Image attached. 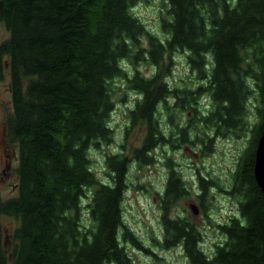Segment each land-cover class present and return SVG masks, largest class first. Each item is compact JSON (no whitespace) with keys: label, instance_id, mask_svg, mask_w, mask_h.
Masks as SVG:
<instances>
[{"label":"trees","instance_id":"trees-1","mask_svg":"<svg viewBox=\"0 0 264 264\" xmlns=\"http://www.w3.org/2000/svg\"><path fill=\"white\" fill-rule=\"evenodd\" d=\"M136 1L0 0L7 30L0 39V80L8 74L11 98L3 133L17 160L16 193L2 197L0 191V264H134L124 242L152 253L123 218L127 174L132 162L153 164L161 145L199 142L207 149V134L194 129L197 121L206 133L213 130L210 140L248 129L227 190L236 195L237 212L217 224L224 238L206 252L197 225L173 215L174 204L190 191L168 160L159 196L161 244L182 243L190 264H264V200L253 172L264 118V0H167L160 23L165 38L133 14ZM180 49L188 51L200 80L195 86L165 78ZM124 58L133 66L148 59L155 69L145 75L134 67L128 74ZM117 77L138 94L125 138L136 125L144 133L128 153L106 154L102 181L91 169L89 150L113 138L111 84ZM250 95L258 104L248 126ZM159 106L167 112L166 133ZM176 109L192 112L187 123L176 119ZM198 183L200 205L209 183L223 189L201 175ZM3 215L15 220L11 234L4 232Z\"/></svg>","mask_w":264,"mask_h":264},{"label":"rangeland","instance_id":"rangeland-1","mask_svg":"<svg viewBox=\"0 0 264 264\" xmlns=\"http://www.w3.org/2000/svg\"><path fill=\"white\" fill-rule=\"evenodd\" d=\"M168 7L167 0H137L131 11L143 22L149 32L165 38L167 34L161 29L160 23L161 18L167 16ZM6 36L7 30L0 23V39ZM172 54V61L169 63L167 70L168 75L165 77L168 83L178 86H184L185 84L195 86L198 84L200 80L197 79L195 71L191 70L187 61L188 51L180 49ZM165 63L167 62L165 61ZM121 64L128 74L134 70V67L145 75L151 74L155 69V65L148 59L133 66L127 58H124L121 60ZM8 82L9 77L6 73L5 77L0 80V191L2 197H8L16 193V153L15 149L10 147L4 139L3 133L5 116L11 112ZM111 87L114 109L111 112L109 124L113 130V138L108 144H102L99 147L93 146L89 150L91 169L102 181H106L108 177L105 165L106 154L121 151L128 153L133 146L139 145L144 133L143 127L136 125L127 130L128 134L125 138L126 128L130 126L129 110L133 108L138 94L125 85V79L122 77L115 78ZM201 101L206 105L208 99L203 96ZM255 104L257 105L258 102L250 95L246 102L247 112L245 114L248 126L254 123L256 119ZM204 105L202 106L203 111L207 108ZM172 112L176 119L182 123H187L192 113L180 109ZM204 114L206 113L201 112V115ZM158 118L166 133L169 130L166 124L168 122L167 112L161 106H159ZM193 125L194 129L195 126L198 127L197 131L200 134H207L206 137H203L205 141L203 147L204 145L208 146L204 151H202V145L199 142L182 144L176 148H172L169 144L161 145L153 150L155 158L153 164L137 167L135 162L131 163L127 174V180L130 181V184L126 188L122 199L123 218L143 245L151 247L152 252L147 253L130 242H124V246L131 255L134 264H190L182 243L168 248L163 247L161 244L163 229L160 220L159 196L167 181L168 168L166 163L168 160L179 171L181 178L190 191L188 195L181 197L174 204L173 215H187L197 225V229L203 235L200 246L206 252L211 253L215 244L224 238L217 224L224 223L237 212L236 195L229 193L227 190L231 186V178L238 156L247 141L248 129L239 131V133L227 131L224 134L214 136L210 140L209 138L213 134L212 129H208L206 133L203 128L204 124L200 121L193 122ZM123 143H125L124 150L121 149ZM198 175L219 182L223 187V189H220L219 185L210 184V181L203 200L204 205H200L197 196L200 194ZM83 200L85 201V198ZM191 203L198 205L199 211L197 213L192 211ZM84 212H82V216L87 220V215ZM2 223L4 232L11 234L15 220L11 216L3 215Z\"/></svg>","mask_w":264,"mask_h":264},{"label":"water","instance_id":"water-1","mask_svg":"<svg viewBox=\"0 0 264 264\" xmlns=\"http://www.w3.org/2000/svg\"><path fill=\"white\" fill-rule=\"evenodd\" d=\"M253 171L261 192L264 194V118L262 120V130L256 145ZM191 208L197 213L198 207L195 203H191Z\"/></svg>","mask_w":264,"mask_h":264},{"label":"bare ground","instance_id":"bare-ground-1","mask_svg":"<svg viewBox=\"0 0 264 264\" xmlns=\"http://www.w3.org/2000/svg\"><path fill=\"white\" fill-rule=\"evenodd\" d=\"M254 172V171H253ZM255 177V176H254ZM256 180V179H255ZM258 184V183H257ZM262 193V197H263V200H264V194H263V192H261ZM196 206L198 207V205L196 204ZM193 211V210H192ZM198 211H199V207H198ZM197 211V212H198ZM194 212V211H193ZM195 213V212H194Z\"/></svg>","mask_w":264,"mask_h":264}]
</instances>
